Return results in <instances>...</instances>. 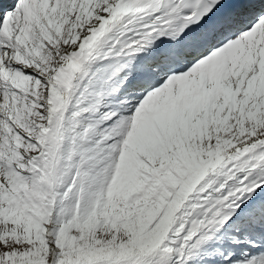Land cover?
Masks as SVG:
<instances>
[{
  "label": "snow or ice",
  "instance_id": "6c2138e0",
  "mask_svg": "<svg viewBox=\"0 0 264 264\" xmlns=\"http://www.w3.org/2000/svg\"><path fill=\"white\" fill-rule=\"evenodd\" d=\"M0 264H264V0H0Z\"/></svg>",
  "mask_w": 264,
  "mask_h": 264
}]
</instances>
